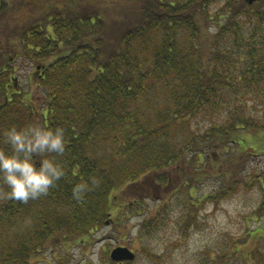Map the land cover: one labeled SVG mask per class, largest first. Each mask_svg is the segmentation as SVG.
Here are the masks:
<instances>
[{
	"label": "trees",
	"instance_id": "obj_1",
	"mask_svg": "<svg viewBox=\"0 0 264 264\" xmlns=\"http://www.w3.org/2000/svg\"><path fill=\"white\" fill-rule=\"evenodd\" d=\"M9 15L17 24L3 26ZM19 58L35 64L28 90L13 77ZM258 107L264 0H0V133L40 122L63 126L67 139L56 155L65 174L47 194L25 203L0 184V264H34L50 246H87L109 223L127 227L144 190L169 186L174 169L184 176L176 196L208 165L224 175L216 193L231 191L242 167L224 172L223 162L264 153ZM163 209L141 234L163 229Z\"/></svg>",
	"mask_w": 264,
	"mask_h": 264
},
{
	"label": "rangeland",
	"instance_id": "obj_2",
	"mask_svg": "<svg viewBox=\"0 0 264 264\" xmlns=\"http://www.w3.org/2000/svg\"><path fill=\"white\" fill-rule=\"evenodd\" d=\"M23 11L24 8L21 12ZM23 16V13L19 14L18 18L22 21ZM14 22L17 24L13 15H9L2 21V25L7 23L12 26ZM215 30L216 28L209 32ZM12 62L17 88L28 90L33 87L30 86V78L35 64L25 58ZM257 110L260 115L264 114V108L258 107ZM205 122H201L199 128L206 127ZM253 142L257 144L258 141ZM262 151L254 153V156L244 162L242 160L240 164L238 161L234 162L232 157L231 161L223 162L224 172L226 166L232 172L242 167L241 172L232 175L233 178L239 177L233 189L225 193H216L224 175H213L212 166L208 165L204 174L202 171L195 172L196 176L201 177L192 186V191L183 196H176L175 191L183 182L184 176L176 169L168 171L170 185L153 184L146 188L144 191L149 197L143 202L144 207L139 214H134L127 221V227L115 229L109 223L107 227L93 234V242L87 246L72 244L64 249L50 246L37 257L34 264H94L89 258L93 250L99 251L101 264H117L107 259L117 247H128L136 254L134 261L119 264H204L206 261L207 264H221L218 255L224 252L228 254L225 257L228 259L227 264H264ZM118 194L121 195V192ZM210 195L213 197L209 199ZM124 197L126 203L132 204L135 201L133 197ZM203 198L204 201L197 203ZM191 203L197 206H192ZM159 204L165 207L162 213L167 222L152 238L145 237L140 232L141 224L147 216H157L156 209ZM75 249L79 250L78 257L74 254ZM231 250L235 251L230 253Z\"/></svg>",
	"mask_w": 264,
	"mask_h": 264
},
{
	"label": "clouds",
	"instance_id": "obj_3",
	"mask_svg": "<svg viewBox=\"0 0 264 264\" xmlns=\"http://www.w3.org/2000/svg\"><path fill=\"white\" fill-rule=\"evenodd\" d=\"M0 135V184L7 186V198L25 203L37 199L65 174L56 159L67 147L63 126L29 122L22 127L10 126ZM5 145H10L11 151ZM74 254L78 257L79 250L75 249ZM89 258L101 264L98 250H93Z\"/></svg>",
	"mask_w": 264,
	"mask_h": 264
},
{
	"label": "water",
	"instance_id": "obj_4",
	"mask_svg": "<svg viewBox=\"0 0 264 264\" xmlns=\"http://www.w3.org/2000/svg\"><path fill=\"white\" fill-rule=\"evenodd\" d=\"M247 4L253 5L263 0H244ZM136 254L128 247H117L112 250L110 259L115 263H125L134 261Z\"/></svg>",
	"mask_w": 264,
	"mask_h": 264
}]
</instances>
